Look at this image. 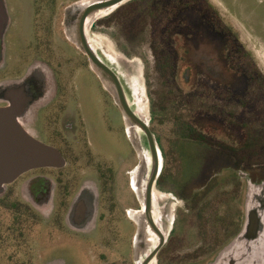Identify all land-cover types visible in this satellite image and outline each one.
I'll return each instance as SVG.
<instances>
[{"label":"rangeland","instance_id":"1","mask_svg":"<svg viewBox=\"0 0 264 264\" xmlns=\"http://www.w3.org/2000/svg\"><path fill=\"white\" fill-rule=\"evenodd\" d=\"M5 1L20 21L21 30L16 36L14 30V40L29 37L28 21L35 14L30 22L37 35L42 37V28L50 20L55 40L62 43L64 8L80 0ZM197 1L132 0L89 30L99 56L117 71L133 110L138 115L144 111L148 117L163 169H167L155 186L161 197L156 224L165 236L156 264L212 263L243 229L249 182L264 183V165H239L220 146L244 144L246 132L235 126L241 122L256 128L264 138L258 118L264 110V0H205L211 9L204 3L198 6ZM92 78L84 74L80 87L92 140L120 154L128 145L121 133L122 120L115 111L116 131L103 132V119L90 99V93L101 86ZM142 101L146 102L143 110ZM139 137L147 156L148 177L152 154L145 135ZM59 147L76 158L68 161L66 170L75 172L80 182L92 179L95 163L83 140ZM123 193V199H131L128 191ZM126 206L135 204L131 201ZM103 211L108 208L103 206ZM240 213L241 227L233 236L236 228L231 224ZM110 216L111 248L103 240L109 234L108 225L97 241L83 244L78 255L65 254L61 260L90 264L91 259L99 264L94 262L92 250H96L94 254L108 251L114 260L128 257V264H137L135 227L128 225L123 213L110 212ZM159 236L149 232L143 261L157 246Z\"/></svg>","mask_w":264,"mask_h":264},{"label":"flooded vegetation","instance_id":"2","mask_svg":"<svg viewBox=\"0 0 264 264\" xmlns=\"http://www.w3.org/2000/svg\"><path fill=\"white\" fill-rule=\"evenodd\" d=\"M80 2L64 8L61 43L55 40L50 20L42 28V37L37 35L30 22L35 14L28 21L29 37L14 40V30L15 36L21 30L20 21L9 11L6 1L0 0V112L12 111V105H22L19 113L14 109L15 114L1 118L18 119L29 135L58 150L65 160L62 168L29 169L15 180L0 184V264H65L60 257L69 253L78 255L83 244L97 241L103 227L108 225L109 234L103 240L111 248L114 233L110 212L123 213L128 225L135 227V237L140 228L131 215V211H144L132 185L140 156L134 146L130 152L132 142L124 113L93 69L89 57L66 33L67 12ZM84 74H91L101 86V90L90 93V99L103 119V132L116 131L115 111L122 120L121 133L128 145L120 154L92 140L80 89ZM79 140H83L88 156L95 163L92 179L82 182L76 179L75 172L66 170L68 161L76 158L59 147L72 146ZM15 168L14 164L10 171H2L1 167L0 176H12ZM162 174L163 171L158 182ZM124 189L131 194L130 200L122 198ZM131 201L135 207L127 208ZM102 205L108 208L106 213ZM94 253L95 263L128 264V257L114 260L108 251ZM90 262L94 264L91 259Z\"/></svg>","mask_w":264,"mask_h":264},{"label":"water","instance_id":"3","mask_svg":"<svg viewBox=\"0 0 264 264\" xmlns=\"http://www.w3.org/2000/svg\"><path fill=\"white\" fill-rule=\"evenodd\" d=\"M129 1L132 0H88L80 2L67 12L66 32L69 39L76 43L89 57L93 69L123 111L128 127L135 128L134 140L131 137L130 140L140 156V164L135 168L132 176L136 177L139 188L145 187L142 195H138L144 211L141 215L140 228L135 240V249L137 264H151L153 261L156 262L157 255L165 244V236L161 234L156 224L157 217L151 215L152 211L156 213V207L155 209L153 207V191L163 171L160 148L156 136L150 128L148 117L144 112L138 115L133 110L117 71L99 56L88 31V24L91 19L95 20L103 11L112 10L114 12ZM12 106V111L0 112V168L2 167V171L5 169L10 171L11 164L16 165V168L12 176L1 175L0 184L15 180L29 169L64 167L65 160L58 150L29 135L20 126L18 119L1 118V116L11 113L15 114L14 109H17V113H19L22 105ZM140 133L145 135L153 159L152 171L148 177L145 175L147 156L140 141ZM153 231L157 232L160 238L153 252H148L143 261L141 259L144 253L143 249L149 242L147 241L149 232ZM210 264H264V183L249 182L243 229L219 252Z\"/></svg>","mask_w":264,"mask_h":264},{"label":"trees","instance_id":"4","mask_svg":"<svg viewBox=\"0 0 264 264\" xmlns=\"http://www.w3.org/2000/svg\"><path fill=\"white\" fill-rule=\"evenodd\" d=\"M197 1V0H196ZM206 4L207 7H209V4L207 5L206 1L198 0L197 4L198 6H201V4ZM210 8V7H209ZM211 9V8H210ZM260 78V77H259ZM263 80V79H262ZM264 81V80H263ZM260 115L258 118L262 122V126L264 128V110L261 113H258ZM254 117L257 118V112L255 113ZM235 126L239 127L242 130H245L246 132V139L244 144L239 147H232L226 144H221V149H223L225 152H227L229 155L237 159L239 165H242L246 162L250 165H264V138L263 135L259 134V132L256 130V128H252L248 126V123L241 122L236 123ZM200 140H204V137L199 135ZM167 169H163L162 176L164 177ZM238 220L235 219L233 225L234 228H236V232L233 236H235L240 227H241V213ZM224 245V244H223ZM221 244V247L223 246Z\"/></svg>","mask_w":264,"mask_h":264},{"label":"bare ground","instance_id":"5","mask_svg":"<svg viewBox=\"0 0 264 264\" xmlns=\"http://www.w3.org/2000/svg\"><path fill=\"white\" fill-rule=\"evenodd\" d=\"M87 3V2H86ZM112 10H109V11H103V12H101L96 18H95V20H93V19H91V21L89 22V28H88V31H89V29L92 27V25L95 23V22H97L99 19H101V18H103V17H105V16H108V15H110L112 12H111ZM93 23V24H92ZM93 46H94V44H93ZM136 98H137V101L139 100V102H140V97H139V95L137 94L136 95ZM145 103L146 102H144V101H142L141 102V110H143V109H145ZM143 104V105H142ZM144 112V111H143ZM134 130H135V128H133V127H131V126H129L128 127V133H129V136L131 137V139L132 140H134V136H135V132H134ZM132 180H133V182H132V185H133V190L136 192V194L137 195H142V193H143V191L145 190V187H143V188H139V186L137 185V183H136V177L133 175V177H132ZM142 197V196H141ZM160 195L158 194V191L156 190V187H155V189H154V191H153V207H154V209H155V207H156V204H157V201H159L160 200ZM134 213H137V214H134ZM143 213V211L141 212H134V211H131V215H132V217L134 218V220L137 222V224H140V215ZM139 215V216H138ZM151 215H152V217L154 216L155 217V215H156V213L155 212H151ZM151 264H156V262L155 261H153Z\"/></svg>","mask_w":264,"mask_h":264}]
</instances>
